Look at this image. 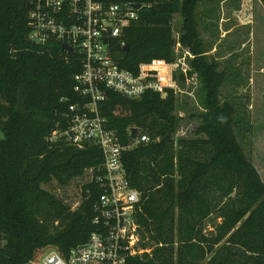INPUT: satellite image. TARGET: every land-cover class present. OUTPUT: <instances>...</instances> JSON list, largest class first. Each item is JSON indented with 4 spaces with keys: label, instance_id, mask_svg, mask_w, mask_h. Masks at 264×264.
<instances>
[{
    "label": "trees",
    "instance_id": "1",
    "mask_svg": "<svg viewBox=\"0 0 264 264\" xmlns=\"http://www.w3.org/2000/svg\"><path fill=\"white\" fill-rule=\"evenodd\" d=\"M131 1L151 6L113 43L116 63L137 72L142 63L172 61L180 14L179 38L195 55L189 76L201 79L205 112L200 137L180 139L176 149L173 91L138 100L108 92L102 115L121 144L129 145L133 128L152 138L123 154L131 186L142 194L136 215L142 246L151 249L128 264H264V181L238 139L235 106L221 101L226 72L205 56L197 21L202 0ZM30 2L0 0V264H26L45 248L68 254L85 244L96 230L94 203L103 193L95 182L104 164L100 148L49 142L78 100L80 66L65 62L60 45L29 40ZM89 171L75 210L44 188L54 181L68 186Z\"/></svg>",
    "mask_w": 264,
    "mask_h": 264
},
{
    "label": "built area",
    "instance_id": "2",
    "mask_svg": "<svg viewBox=\"0 0 264 264\" xmlns=\"http://www.w3.org/2000/svg\"><path fill=\"white\" fill-rule=\"evenodd\" d=\"M131 0H31L29 40L34 44L61 46L65 62L75 61L80 72L74 76L77 101L70 103L49 142L66 141L83 149L100 148L104 164L95 182L103 193L94 203L96 230L85 244L63 254L53 247L43 249L26 264H128V259L151 255L145 249L136 215L141 211L142 194L131 186L123 163V154L152 138L138 131L135 139L123 146L118 134L102 115L108 92L138 100L148 92L166 97L179 96L184 83L196 80L192 61L195 55L177 38L173 60L166 63H142L138 71L121 68L115 61L113 43L140 20V12L151 5ZM125 46L124 43H122ZM66 46L67 49L63 47ZM71 49V50H69ZM62 102H68L62 99ZM79 206V205H78Z\"/></svg>",
    "mask_w": 264,
    "mask_h": 264
},
{
    "label": "rangeland",
    "instance_id": "3",
    "mask_svg": "<svg viewBox=\"0 0 264 264\" xmlns=\"http://www.w3.org/2000/svg\"><path fill=\"white\" fill-rule=\"evenodd\" d=\"M197 21L207 60L218 63L227 75L221 101L235 106L238 139L264 181V7L259 0H202ZM182 24V16L176 15L173 28L177 38ZM176 99L178 149L180 139L200 137L196 130L205 112L201 79L185 82ZM90 175L86 172L65 187L54 181L44 188L75 210ZM214 218L206 223L207 234L214 231Z\"/></svg>",
    "mask_w": 264,
    "mask_h": 264
},
{
    "label": "water",
    "instance_id": "4",
    "mask_svg": "<svg viewBox=\"0 0 264 264\" xmlns=\"http://www.w3.org/2000/svg\"><path fill=\"white\" fill-rule=\"evenodd\" d=\"M28 8H31V5H29ZM135 8L139 10V9H141V5L137 4V5H135ZM63 48L67 49L66 46H64ZM125 49L127 50L128 47H126ZM69 50H71V49H69ZM137 134H138V129L137 128L131 129V134H130L131 138L135 139L137 137ZM66 139H67V136L62 137V141H66Z\"/></svg>",
    "mask_w": 264,
    "mask_h": 264
},
{
    "label": "bare ground",
    "instance_id": "5",
    "mask_svg": "<svg viewBox=\"0 0 264 264\" xmlns=\"http://www.w3.org/2000/svg\"><path fill=\"white\" fill-rule=\"evenodd\" d=\"M88 185V184H87Z\"/></svg>",
    "mask_w": 264,
    "mask_h": 264
}]
</instances>
